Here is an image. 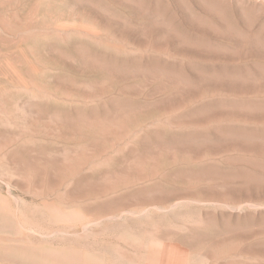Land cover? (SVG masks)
Wrapping results in <instances>:
<instances>
[{
	"label": "rangeland",
	"instance_id": "obj_1",
	"mask_svg": "<svg viewBox=\"0 0 264 264\" xmlns=\"http://www.w3.org/2000/svg\"><path fill=\"white\" fill-rule=\"evenodd\" d=\"M0 199V264H264V0H0Z\"/></svg>",
	"mask_w": 264,
	"mask_h": 264
},
{
	"label": "bare ground",
	"instance_id": "obj_2",
	"mask_svg": "<svg viewBox=\"0 0 264 264\" xmlns=\"http://www.w3.org/2000/svg\"><path fill=\"white\" fill-rule=\"evenodd\" d=\"M7 205L8 204H6L5 202L0 201V216L7 215V216L11 217L13 215L12 210H10Z\"/></svg>",
	"mask_w": 264,
	"mask_h": 264
}]
</instances>
